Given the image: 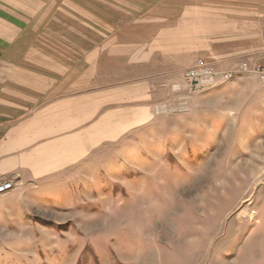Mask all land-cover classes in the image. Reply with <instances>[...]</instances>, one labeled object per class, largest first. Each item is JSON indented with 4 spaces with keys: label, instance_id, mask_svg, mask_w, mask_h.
I'll use <instances>...</instances> for the list:
<instances>
[{
    "label": "rangeland",
    "instance_id": "rangeland-1",
    "mask_svg": "<svg viewBox=\"0 0 264 264\" xmlns=\"http://www.w3.org/2000/svg\"><path fill=\"white\" fill-rule=\"evenodd\" d=\"M199 60L217 80L247 77L201 95L183 76L154 108L159 128L16 183L0 198V264H264V80L241 72L264 63L199 58L184 74Z\"/></svg>",
    "mask_w": 264,
    "mask_h": 264
},
{
    "label": "crops",
    "instance_id": "crops-1",
    "mask_svg": "<svg viewBox=\"0 0 264 264\" xmlns=\"http://www.w3.org/2000/svg\"><path fill=\"white\" fill-rule=\"evenodd\" d=\"M199 58L264 63V0H0V178L39 185L159 128Z\"/></svg>",
    "mask_w": 264,
    "mask_h": 264
},
{
    "label": "built area",
    "instance_id": "built-area-1",
    "mask_svg": "<svg viewBox=\"0 0 264 264\" xmlns=\"http://www.w3.org/2000/svg\"><path fill=\"white\" fill-rule=\"evenodd\" d=\"M43 1H52L59 2L61 0H43ZM242 73H255L257 76H260L264 80V67H257L255 70H252L248 65H244L241 70ZM235 76L232 74H226L219 78L218 80L214 77V74L208 67V62L199 60L196 66L191 69L189 72L184 74V79L191 86H198L199 84L206 87H214L226 82L234 80ZM15 178H0V198L8 193L12 192L16 187Z\"/></svg>",
    "mask_w": 264,
    "mask_h": 264
}]
</instances>
